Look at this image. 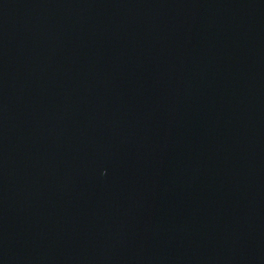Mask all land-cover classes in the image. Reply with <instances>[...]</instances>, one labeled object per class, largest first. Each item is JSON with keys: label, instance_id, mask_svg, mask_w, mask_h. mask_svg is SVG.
<instances>
[{"label": "water", "instance_id": "95a60500", "mask_svg": "<svg viewBox=\"0 0 264 264\" xmlns=\"http://www.w3.org/2000/svg\"><path fill=\"white\" fill-rule=\"evenodd\" d=\"M0 15L135 73L264 158V0H0Z\"/></svg>", "mask_w": 264, "mask_h": 264}]
</instances>
